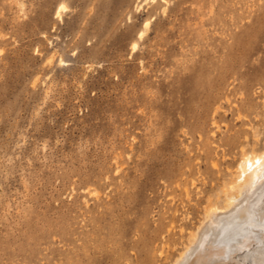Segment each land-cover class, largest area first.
<instances>
[{"label": "rangeland", "instance_id": "1", "mask_svg": "<svg viewBox=\"0 0 264 264\" xmlns=\"http://www.w3.org/2000/svg\"><path fill=\"white\" fill-rule=\"evenodd\" d=\"M139 1L0 0V264H172L264 148V0Z\"/></svg>", "mask_w": 264, "mask_h": 264}, {"label": "bare ground", "instance_id": "2", "mask_svg": "<svg viewBox=\"0 0 264 264\" xmlns=\"http://www.w3.org/2000/svg\"><path fill=\"white\" fill-rule=\"evenodd\" d=\"M63 10L58 5L55 17L61 19ZM147 26L144 22L138 37ZM166 148L157 144L151 151L155 160L149 169L165 161ZM223 186L222 199H208L202 219L172 264H264V148L242 147L234 177ZM47 231L52 236L57 233L51 228Z\"/></svg>", "mask_w": 264, "mask_h": 264}]
</instances>
